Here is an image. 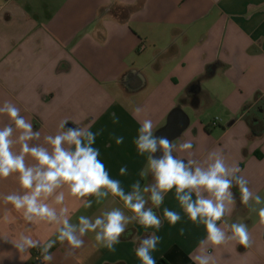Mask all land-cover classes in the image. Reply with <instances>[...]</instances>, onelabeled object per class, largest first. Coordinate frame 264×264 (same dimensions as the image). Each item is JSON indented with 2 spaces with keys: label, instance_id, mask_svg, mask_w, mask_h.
<instances>
[{
  "label": "crops",
  "instance_id": "1",
  "mask_svg": "<svg viewBox=\"0 0 264 264\" xmlns=\"http://www.w3.org/2000/svg\"><path fill=\"white\" fill-rule=\"evenodd\" d=\"M6 100L40 130L41 142L63 120L68 128L99 132L94 147L126 192L137 180L151 182V176H139L147 163L133 143L139 121L151 119L156 135L180 108L190 125L173 142L191 141L193 149L191 157L176 154L202 161L209 151L221 150L264 197V0H0V105ZM136 107L142 111L134 117ZM7 123L0 115V127ZM117 136L124 138L120 145ZM122 166L125 176L119 174ZM19 190L14 176L0 180V236L9 238L0 237V264H42L38 249L19 253L11 240L25 232L47 242L56 239V226L26 224L21 212L4 204V195ZM91 199L85 209L67 197L73 223L80 215L95 217L122 206L111 198L99 205ZM165 207L180 213L175 226L163 220ZM154 211L163 220L152 253L156 264H194L190 256L206 235L204 226L188 220L174 190ZM227 221L247 224L253 244L210 249L216 264H264V226L257 213L248 209L243 215L237 202ZM129 230L140 238L154 231L139 225ZM132 236H122L109 252L90 232L68 258V245L57 241L50 264H141Z\"/></svg>",
  "mask_w": 264,
  "mask_h": 264
},
{
  "label": "clouds",
  "instance_id": "2",
  "mask_svg": "<svg viewBox=\"0 0 264 264\" xmlns=\"http://www.w3.org/2000/svg\"><path fill=\"white\" fill-rule=\"evenodd\" d=\"M141 111L136 107L133 116ZM0 115L9 120L0 127V180L14 176L20 189L4 195V204H11L21 212L26 224L56 226V239L42 243L22 232L11 242L19 253L38 249L42 264H50L53 260L50 250L57 241L68 245L65 252V258H68L84 246V237L90 232L94 233L99 248L115 252L122 236H132L129 225H139L145 231L154 230L144 238L132 236V240L138 244L134 252L141 264H156L152 253L161 239L156 232L162 227L163 220L175 226L182 219L179 212L167 207L163 209V220L154 211L160 209L165 196L173 190L188 220L197 226L203 225L206 232L199 241L197 253L190 256L194 264H216L210 249L230 242L252 247L247 224L234 222L229 225L227 221L237 203L233 188L239 189L240 203L257 213L259 223L264 226V197L249 187V181L240 175L238 164L229 163L218 149L209 151L202 161L178 156L177 152H187L191 157L193 143L177 144L166 136L157 137L151 119L139 121L138 134L133 140L138 154L146 155L147 160L139 176L142 179L151 176V182L141 185L137 180L126 192L120 180L111 178L99 158V149L94 147L99 132L91 131L90 127L68 128V121L63 120L57 132L45 135L41 142L40 130H34L33 123L21 115L20 108L11 101L6 100L0 105ZM111 118L113 124L119 123L115 112L111 113ZM123 142V136L115 137L117 145ZM158 152L159 156L156 155ZM119 174L127 175V167L122 166ZM67 197L80 201L85 209L92 207L93 197L98 205L111 198L113 204L122 202V206L105 209L95 217L80 215L78 223H73ZM218 222L227 225V231ZM180 234H184L183 228ZM0 237L5 241L9 239Z\"/></svg>",
  "mask_w": 264,
  "mask_h": 264
},
{
  "label": "water",
  "instance_id": "3",
  "mask_svg": "<svg viewBox=\"0 0 264 264\" xmlns=\"http://www.w3.org/2000/svg\"><path fill=\"white\" fill-rule=\"evenodd\" d=\"M190 125L189 116L180 108L173 110L164 127L156 133L157 137L166 136L170 141H175L187 130ZM157 156L160 153H156Z\"/></svg>",
  "mask_w": 264,
  "mask_h": 264
},
{
  "label": "trees",
  "instance_id": "4",
  "mask_svg": "<svg viewBox=\"0 0 264 264\" xmlns=\"http://www.w3.org/2000/svg\"><path fill=\"white\" fill-rule=\"evenodd\" d=\"M232 190H233V192L236 194L237 202H238L239 205H240V212H241L243 215H246V214H247V211H248V208L245 207L244 205H242V204L240 203V200H239V189H238V188H233Z\"/></svg>",
  "mask_w": 264,
  "mask_h": 264
},
{
  "label": "rangeland",
  "instance_id": "5",
  "mask_svg": "<svg viewBox=\"0 0 264 264\" xmlns=\"http://www.w3.org/2000/svg\"><path fill=\"white\" fill-rule=\"evenodd\" d=\"M216 117H218V118L221 119V115L218 116L217 114H214V115H213V118L215 119ZM147 180H148V179H147Z\"/></svg>",
  "mask_w": 264,
  "mask_h": 264
},
{
  "label": "built area",
  "instance_id": "6",
  "mask_svg": "<svg viewBox=\"0 0 264 264\" xmlns=\"http://www.w3.org/2000/svg\"><path fill=\"white\" fill-rule=\"evenodd\" d=\"M218 119L215 120V124H217Z\"/></svg>",
  "mask_w": 264,
  "mask_h": 264
}]
</instances>
